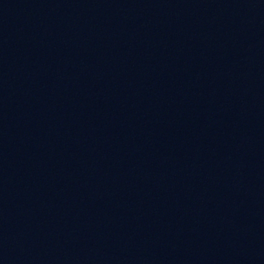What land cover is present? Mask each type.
<instances>
[{"label":"water","instance_id":"1","mask_svg":"<svg viewBox=\"0 0 264 264\" xmlns=\"http://www.w3.org/2000/svg\"><path fill=\"white\" fill-rule=\"evenodd\" d=\"M0 264H264V0H0Z\"/></svg>","mask_w":264,"mask_h":264}]
</instances>
